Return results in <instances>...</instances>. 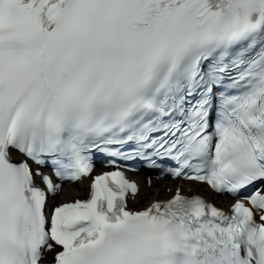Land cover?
Returning a JSON list of instances; mask_svg holds the SVG:
<instances>
[{"label": "snow or ice", "instance_id": "6c2138e0", "mask_svg": "<svg viewBox=\"0 0 264 264\" xmlns=\"http://www.w3.org/2000/svg\"><path fill=\"white\" fill-rule=\"evenodd\" d=\"M97 158L116 170L49 215V194ZM130 161L235 202L177 188L130 210ZM49 252L264 264V0H0V264Z\"/></svg>", "mask_w": 264, "mask_h": 264}, {"label": "bare ground", "instance_id": "6f19581e", "mask_svg": "<svg viewBox=\"0 0 264 264\" xmlns=\"http://www.w3.org/2000/svg\"><path fill=\"white\" fill-rule=\"evenodd\" d=\"M168 187L172 188V190H175V188L177 187L176 184H170ZM77 191H81V190H73V191H68L67 193H65L64 197L65 200L64 201H72L76 199V196H81V194L83 192H81L80 194H78ZM151 194H153V196L156 197H162L164 199L168 198L169 196H167V193H164L161 187H154L153 190L151 191Z\"/></svg>", "mask_w": 264, "mask_h": 264}, {"label": "rangeland", "instance_id": "374dc122", "mask_svg": "<svg viewBox=\"0 0 264 264\" xmlns=\"http://www.w3.org/2000/svg\"><path fill=\"white\" fill-rule=\"evenodd\" d=\"M170 188V187H169Z\"/></svg>", "mask_w": 264, "mask_h": 264}]
</instances>
